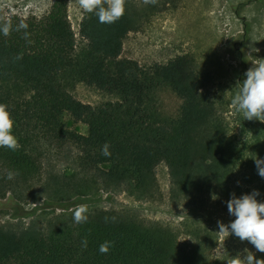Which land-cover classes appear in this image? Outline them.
I'll return each instance as SVG.
<instances>
[{
	"label": "trees",
	"instance_id": "1",
	"mask_svg": "<svg viewBox=\"0 0 264 264\" xmlns=\"http://www.w3.org/2000/svg\"><path fill=\"white\" fill-rule=\"evenodd\" d=\"M174 1L126 0L123 17L112 24L84 11L79 24L83 48L77 47L66 0H56L41 18L0 9V27L12 26L9 35L0 32V103L9 106L20 145L15 151L0 147V200L12 195L18 202H38L42 193L49 205L64 211L48 218L44 228L0 225V264H227L246 255L245 249L264 259V253L233 234L228 254L219 260L215 223H201L207 210L219 217L232 193L240 197L258 190L256 198L264 202V178L255 163L264 159V122L245 120L234 109L232 99L242 82L227 96L188 56L147 68L121 58L126 37ZM21 21L28 25L27 38L25 30H15ZM66 79L119 100L93 108L67 91ZM164 86L182 101L178 120L169 124L156 120L152 105L155 91ZM69 121L83 124L87 133L70 130ZM105 143L111 156L101 154ZM66 148L75 152L74 174L45 170L50 157ZM160 164L168 170L170 204L192 212L182 217L183 232L105 210L89 211L87 222L77 224L68 212L90 204L87 197L100 189L138 202H161ZM9 171L18 175L9 180ZM182 235L186 242L180 241ZM105 241L114 246L101 254Z\"/></svg>",
	"mask_w": 264,
	"mask_h": 264
},
{
	"label": "rangeland",
	"instance_id": "2",
	"mask_svg": "<svg viewBox=\"0 0 264 264\" xmlns=\"http://www.w3.org/2000/svg\"><path fill=\"white\" fill-rule=\"evenodd\" d=\"M56 0H0V9L7 15L21 18L45 16ZM68 16L75 34L78 48L85 43L79 36V24L84 10L78 0H66ZM188 56L195 61V66L210 85L225 88L231 96L238 83L246 79L245 73L261 59H264V0H176L163 7L159 13L151 16L140 31L130 33L123 42L122 59L137 62L141 67L158 64L165 65L177 57ZM240 77V78H239ZM64 86L69 93L83 104L99 108L106 103L118 102V97L87 87L72 79H66ZM153 112L161 124L176 121L180 115L182 101L168 87L158 88L153 97ZM233 108V107H231ZM235 109V108H234ZM67 127L81 135L87 128L81 123L69 121ZM75 154L70 148L61 155L51 156L46 162L45 170L54 169L60 175L71 176L74 170L71 164ZM157 181L162 194L158 203L138 202L122 192L100 189L90 198L88 212L93 210L115 211L127 220L137 217L145 226L160 224L179 229L182 217L192 212L173 206L169 201V176L167 167L160 164L156 169ZM45 178V176H44ZM38 191V190H37ZM48 196L41 193V201L18 202L12 195L0 200V225L13 230L27 228L31 225L45 227L47 219L63 214L47 201ZM76 207L68 210L74 213ZM202 212V226L217 221L228 225L235 217L228 209L220 208L219 217ZM214 255L224 260V252L232 244L231 236L220 235ZM184 235L181 242H186Z\"/></svg>",
	"mask_w": 264,
	"mask_h": 264
},
{
	"label": "clouds",
	"instance_id": "3",
	"mask_svg": "<svg viewBox=\"0 0 264 264\" xmlns=\"http://www.w3.org/2000/svg\"><path fill=\"white\" fill-rule=\"evenodd\" d=\"M144 4L155 5L158 0H143ZM81 9L90 14H95L102 24H112L123 17L125 13L126 0H78ZM28 25L21 21L16 27V31L25 30V38L28 33ZM12 31L11 24H5L0 27V32L5 36ZM21 58V57H18ZM246 79L239 83L238 91L232 99V105L238 113H241L245 120H259L264 122V59L245 73ZM15 121L6 103H0V147L10 150H17L20 145L18 138L14 134ZM101 154L111 156L110 145L105 143L101 149ZM258 175L264 178V159H255ZM18 173L9 171L6 178L12 180ZM239 183V182H238ZM258 190L246 193L237 197L235 193L226 202L228 213L235 217L234 221L226 225L217 221L220 235L234 234L241 241H249L261 253H264V202H258ZM87 205H77L73 219L77 224L85 223L88 219ZM84 247H87V239L82 241ZM114 246V241H105L99 246L101 254H107L110 248ZM246 255L238 254L231 257L227 264H264V259H256L253 253L247 249Z\"/></svg>",
	"mask_w": 264,
	"mask_h": 264
}]
</instances>
